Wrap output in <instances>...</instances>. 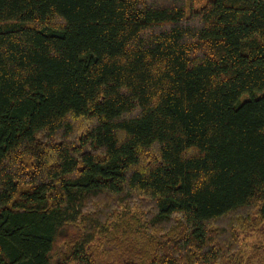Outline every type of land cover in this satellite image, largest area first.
Wrapping results in <instances>:
<instances>
[{"label": "trees", "instance_id": "trees-1", "mask_svg": "<svg viewBox=\"0 0 264 264\" xmlns=\"http://www.w3.org/2000/svg\"><path fill=\"white\" fill-rule=\"evenodd\" d=\"M102 195L175 234L148 264H237L235 219L264 224V0H0V264H92L98 212L56 245Z\"/></svg>", "mask_w": 264, "mask_h": 264}, {"label": "rangeland", "instance_id": "rangeland-1", "mask_svg": "<svg viewBox=\"0 0 264 264\" xmlns=\"http://www.w3.org/2000/svg\"><path fill=\"white\" fill-rule=\"evenodd\" d=\"M91 202L93 207H88L89 210L84 213L81 221L72 226H65L60 232L56 250H67L80 238L82 240L86 227L85 217L96 215L98 212L102 225L89 236L93 237L92 241L84 246L85 256L90 257L92 264H142L144 259V263L148 264L162 255L179 258L175 256V250L179 247L175 234L172 231L165 232V227H155L150 223L154 213L151 202L138 195L123 201L118 197L102 195ZM237 216L239 214L235 217ZM241 216L235 219V226L230 230L227 239L225 236V242L222 243L223 253L230 254L233 258L231 262L236 261L237 264H264V224L262 227L252 224L243 227ZM227 218L228 223L232 221L231 217ZM173 219L174 224L179 221L177 215ZM224 223L226 224L225 221ZM213 226H219V221Z\"/></svg>", "mask_w": 264, "mask_h": 264}]
</instances>
